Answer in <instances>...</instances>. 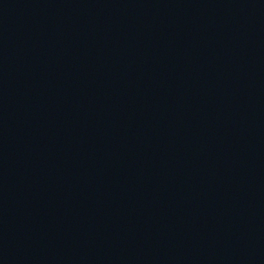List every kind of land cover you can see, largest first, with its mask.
Returning a JSON list of instances; mask_svg holds the SVG:
<instances>
[{"label": "water", "instance_id": "water-1", "mask_svg": "<svg viewBox=\"0 0 264 264\" xmlns=\"http://www.w3.org/2000/svg\"><path fill=\"white\" fill-rule=\"evenodd\" d=\"M0 264H264V0H0Z\"/></svg>", "mask_w": 264, "mask_h": 264}]
</instances>
